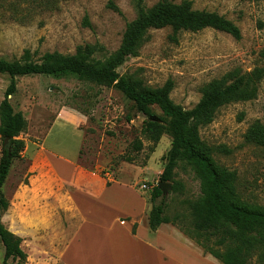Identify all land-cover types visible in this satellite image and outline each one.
I'll return each instance as SVG.
<instances>
[{"label":"rangeland","instance_id":"374dc122","mask_svg":"<svg viewBox=\"0 0 264 264\" xmlns=\"http://www.w3.org/2000/svg\"><path fill=\"white\" fill-rule=\"evenodd\" d=\"M159 1L145 0V5L151 8ZM169 1L180 4L186 0ZM188 1L195 10L214 12L232 21L240 28L241 39L209 28L182 32L175 42L170 28L151 30L138 55L128 58L117 72L153 88L172 80L171 100L191 110L210 83L225 79L230 84L238 75L264 68V0ZM136 16L133 0H0V59L21 61L24 52L30 51L33 60L39 61L46 53L73 55L79 46L88 44L99 46L93 58L105 63L119 49L127 25ZM85 17L90 27L85 25ZM16 79L17 92L11 103L16 112L24 114L28 128L19 136L25 142L22 159L14 161L2 189L10 206L0 215L5 227L22 239L27 259L21 263L10 260L8 264H62V250L79 221L63 207L68 186L52 174L39 152V144L57 113L72 110L85 118L79 158L82 167L104 177L109 173L113 179L122 169L120 180L138 182L137 187L149 201L166 165L172 137L163 135L152 151L153 144L142 134L147 118L114 87L81 82L74 75ZM10 80L9 75L0 73V103ZM154 112L162 115L158 107ZM255 122L264 125V77L257 83L253 100L232 101L220 107L213 121L200 128V136L212 149L215 162L236 172L240 198L248 205L264 208V147L246 139ZM80 136L73 127L56 129L45 146L47 151L58 150L73 157L82 142ZM138 138L144 149L135 153L132 144ZM2 149L0 136V158ZM125 155L134 156V163L123 162ZM174 183L181 188L166 192V213L169 218L180 215L181 224L189 228L190 203L201 197L200 182L181 161L171 185ZM3 259L0 241V264ZM251 264L258 263L253 259Z\"/></svg>","mask_w":264,"mask_h":264},{"label":"trees","instance_id":"16d2710c","mask_svg":"<svg viewBox=\"0 0 264 264\" xmlns=\"http://www.w3.org/2000/svg\"><path fill=\"white\" fill-rule=\"evenodd\" d=\"M137 16L130 22L123 35L119 49L105 63L95 61L93 56L99 46H79L73 55L59 52L46 53L39 61L33 60V54L25 51L21 61L9 62L0 59V73L10 76L4 98L0 103V136L3 139L0 158V212L6 211L10 203L2 195V189L10 174L15 160L22 159L25 142L20 134L28 128V122L22 112H16L11 97L17 92L18 76H57L74 75L81 82L98 86L114 87L133 102L135 110L147 120L142 134L153 146L163 135L172 137L171 149L161 180L173 183L175 170L183 161L192 170L200 182L201 197L190 203L192 225L185 228L182 217L169 218L166 213V193L153 186L150 195L152 208L149 213V225L156 231L161 224L176 225L191 238L205 254L216 258L221 264H251L253 259L264 264V208L246 204L236 189L237 174L220 166L212 156V149L201 139L200 128L213 121L216 111L232 101H250L257 95V83L264 77V68L252 74L237 76L227 84L226 80L214 81L204 89L199 103L191 110L175 104L170 95L174 82L168 80L163 86L153 88L131 77H121L117 68L128 58L138 55L139 50L149 38L151 30L170 28L171 39L178 41L182 32H199L214 29L227 33L237 40L241 39V30L232 21L214 12L193 9L191 1L180 4L169 0H160L147 8L145 0H133ZM110 7L118 9L110 3ZM84 23L90 27L88 17ZM264 58V52L262 53ZM154 107L162 111L156 115ZM8 139L7 144L5 140ZM250 143L264 147V125L255 122L246 134ZM144 149L141 139L134 140L132 150L139 153ZM122 161L133 164L135 157L122 156ZM174 183L172 191L180 190ZM161 201L158 203V200ZM0 241L4 247L3 264L10 260L25 262L27 255L21 247L22 239L5 227L0 215Z\"/></svg>","mask_w":264,"mask_h":264},{"label":"crops","instance_id":"0c3cea01","mask_svg":"<svg viewBox=\"0 0 264 264\" xmlns=\"http://www.w3.org/2000/svg\"><path fill=\"white\" fill-rule=\"evenodd\" d=\"M84 119L72 110L60 111L39 144L48 169L68 186L63 207L79 221L62 250V264H221L171 222L152 231V203L138 182L120 180L122 169L113 179L109 173L104 177L80 165ZM69 127L81 134L76 155L47 151L50 135Z\"/></svg>","mask_w":264,"mask_h":264},{"label":"water","instance_id":"95a60500","mask_svg":"<svg viewBox=\"0 0 264 264\" xmlns=\"http://www.w3.org/2000/svg\"><path fill=\"white\" fill-rule=\"evenodd\" d=\"M8 139L5 140V144H7ZM158 187L162 190V192L166 193L171 188V183L163 182L160 178L159 182L157 183Z\"/></svg>","mask_w":264,"mask_h":264},{"label":"built area","instance_id":"2783aa9c","mask_svg":"<svg viewBox=\"0 0 264 264\" xmlns=\"http://www.w3.org/2000/svg\"><path fill=\"white\" fill-rule=\"evenodd\" d=\"M143 188H146V186H143Z\"/></svg>","mask_w":264,"mask_h":264}]
</instances>
